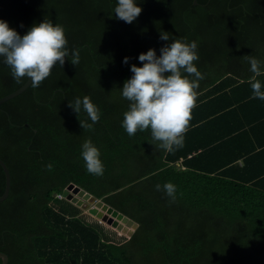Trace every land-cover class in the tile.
Masks as SVG:
<instances>
[{"label":"trees","instance_id":"trees-1","mask_svg":"<svg viewBox=\"0 0 264 264\" xmlns=\"http://www.w3.org/2000/svg\"><path fill=\"white\" fill-rule=\"evenodd\" d=\"M193 1L139 0L142 11L129 24L115 18L116 0H0V18L21 35L51 19L80 52L78 64L66 58L38 86L0 104V158L10 173L0 201L7 264H264V138L257 136L264 100L252 96L248 61L264 62V0ZM162 31L198 42L194 63L204 75L175 151L155 147L150 130L129 136L121 127L128 101L120 88L141 52L159 55ZM255 78L264 83V72ZM26 79L14 80L0 61V97ZM85 95L101 113L93 129L68 107ZM89 138L103 175L89 173L80 156ZM166 182L176 186L174 200L155 187ZM70 183L135 222L131 235L111 238L87 221L59 196ZM4 184L0 165V195Z\"/></svg>","mask_w":264,"mask_h":264},{"label":"clouds","instance_id":"clouds-1","mask_svg":"<svg viewBox=\"0 0 264 264\" xmlns=\"http://www.w3.org/2000/svg\"><path fill=\"white\" fill-rule=\"evenodd\" d=\"M142 7L139 0H116L113 13L115 18L133 23L140 15ZM24 27L23 24L20 25ZM169 32H160L159 39L166 41L159 49L149 48L138 55L140 65H130L129 78L120 88L121 96L128 101L123 113L121 127L129 136L137 131L150 130L152 140L158 142L155 147L165 151H175L184 144L191 110L195 105L196 89L204 75L194 61L199 60L198 42L188 41L186 37H170ZM64 26L51 19L44 18L33 22L21 35L9 22L0 18V61L9 67L14 80H31L38 86L51 74L53 66H63L68 58L72 65L80 61L78 48L69 49ZM131 58L125 56L123 63ZM250 71L254 74L250 81L253 98L264 100V83L256 79L264 72V62L248 55ZM68 107L79 117L83 113L87 119H79L83 129H93L100 121L99 107L90 96L69 100ZM91 121V122H89ZM80 156L86 170L95 175H103L104 164L99 148L86 139L80 146ZM53 168L51 163L46 166ZM156 189L163 190L171 199H175L176 186L166 182Z\"/></svg>","mask_w":264,"mask_h":264},{"label":"rangeland","instance_id":"rangeland-1","mask_svg":"<svg viewBox=\"0 0 264 264\" xmlns=\"http://www.w3.org/2000/svg\"><path fill=\"white\" fill-rule=\"evenodd\" d=\"M64 195V196H63ZM64 199L74 202L81 209V215L89 222H97L101 224L111 238L120 237L124 239L128 237V233L135 229L133 221L124 220L121 215L109 212L105 206H98L96 202H91L88 197L79 191H74L73 187L65 189V193H61Z\"/></svg>","mask_w":264,"mask_h":264},{"label":"water","instance_id":"water-1","mask_svg":"<svg viewBox=\"0 0 264 264\" xmlns=\"http://www.w3.org/2000/svg\"><path fill=\"white\" fill-rule=\"evenodd\" d=\"M194 3H196V0L193 1ZM31 83V80L26 79V81L16 90L12 91L11 93H8L2 97H0V104L16 95H18L19 93H21L23 90H25L29 84ZM0 165L3 169L4 175H5V184H4V190L3 193L0 195V201L4 200L9 192L10 189V173H9V169L7 167V165L5 164V162L0 158ZM69 187H73L74 191H79L80 193H84L87 197L88 200L91 202H96L98 206H105L107 208V210L109 212H113L116 213L117 215H121L124 220H129L132 221L131 219H129L127 216H125L124 214L118 212L117 210H115L113 207L109 206L108 204L104 203L102 199L97 198L96 196H94L93 194L87 192L86 190H84L83 188L79 187L78 185H75L73 183H70L69 185H67V188ZM66 189V188H65ZM65 189L63 190V194L65 193ZM74 203V202H73ZM133 225L136 227V223L133 222ZM131 235V232L128 233V237ZM0 258L2 260L1 264H7L8 262V257L5 253L0 251Z\"/></svg>","mask_w":264,"mask_h":264},{"label":"crops","instance_id":"crops-1","mask_svg":"<svg viewBox=\"0 0 264 264\" xmlns=\"http://www.w3.org/2000/svg\"><path fill=\"white\" fill-rule=\"evenodd\" d=\"M258 136V138L260 139V140H262L263 138H264V135H257ZM239 163H240V161H239ZM180 168H182V169H184L185 167H183L182 165L181 166H179Z\"/></svg>","mask_w":264,"mask_h":264},{"label":"bare ground","instance_id":"bare-ground-1","mask_svg":"<svg viewBox=\"0 0 264 264\" xmlns=\"http://www.w3.org/2000/svg\"><path fill=\"white\" fill-rule=\"evenodd\" d=\"M116 66V65H115ZM104 144V143H103ZM64 196V195H63Z\"/></svg>","mask_w":264,"mask_h":264}]
</instances>
